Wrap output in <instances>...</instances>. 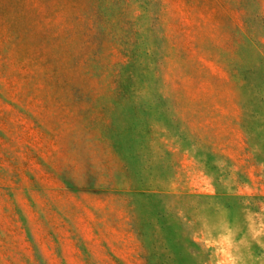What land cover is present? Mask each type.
I'll return each mask as SVG.
<instances>
[{"label": "rangeland", "instance_id": "374dc122", "mask_svg": "<svg viewBox=\"0 0 264 264\" xmlns=\"http://www.w3.org/2000/svg\"><path fill=\"white\" fill-rule=\"evenodd\" d=\"M123 199L152 260L264 264V0H0V264Z\"/></svg>", "mask_w": 264, "mask_h": 264}, {"label": "crops", "instance_id": "0c3cea01", "mask_svg": "<svg viewBox=\"0 0 264 264\" xmlns=\"http://www.w3.org/2000/svg\"><path fill=\"white\" fill-rule=\"evenodd\" d=\"M121 204L117 208L122 210L113 218L110 235L105 239L108 243L103 244L102 239L97 237L88 238V249L85 252H69L64 255L63 264H171L176 261L169 259L170 255H164V252L159 253V259L152 260L149 239L130 233V199H123ZM101 246L106 250L100 249ZM204 249L209 250L210 246ZM225 251L231 255L230 250ZM224 261L228 260L221 258L218 263Z\"/></svg>", "mask_w": 264, "mask_h": 264}]
</instances>
